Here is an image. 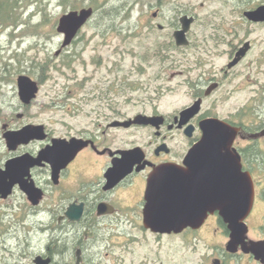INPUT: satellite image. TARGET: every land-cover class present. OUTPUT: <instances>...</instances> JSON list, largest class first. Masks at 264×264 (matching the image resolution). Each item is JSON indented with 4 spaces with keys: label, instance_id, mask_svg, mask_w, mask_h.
Masks as SVG:
<instances>
[{
    "label": "flooded vegetation",
    "instance_id": "flooded-vegetation-1",
    "mask_svg": "<svg viewBox=\"0 0 264 264\" xmlns=\"http://www.w3.org/2000/svg\"><path fill=\"white\" fill-rule=\"evenodd\" d=\"M213 1L231 5L226 6L230 9L228 17L222 14L224 19L219 23L213 21L216 11L209 13L215 15L212 19L205 15L201 18L193 0H172L169 14L160 6L147 22L149 30L169 32L166 40L144 52L142 60L158 59V76L164 77L172 70L168 80L173 85L162 89L171 93L183 89L188 97L171 112H160L159 103L153 101L144 103L143 111L130 116L110 104L106 106L109 114L92 118L83 126H54L52 121L32 119L34 100L25 104L18 86L14 91L18 105L0 96V168L11 160L16 170L11 193L7 197L0 194V203L9 207L14 222L15 264H264V120H247L241 107L230 115L219 110L225 102L226 94H220L226 80L241 73L238 67L254 48L248 36L240 37L241 31L249 33L264 27V21L249 19L246 12L263 6L264 0ZM208 3L213 2L201 0L199 9ZM184 18L192 20L185 33L189 44L179 45L176 33L184 28ZM198 25L202 30L196 29ZM246 42L250 43L246 55L229 67ZM210 43L216 49L229 46L226 66L216 68L212 59L219 53L212 52ZM172 50L179 55H170L168 51ZM245 103L250 109L264 106V87L259 90L255 86ZM192 107H198V111L183 117L182 112ZM140 113L163 118L156 120L158 124H119ZM211 118L239 129L232 150L239 154L242 171L250 175L255 188L252 207L240 220V239L235 242L230 224L220 211L180 230L157 231L145 223L149 179L163 164L184 168L190 150L202 138L201 123ZM28 125H43L44 129L38 137L9 148L4 133ZM74 144L79 149L70 153ZM129 152L134 153L125 159ZM206 171L199 169L192 174L188 185L209 183ZM25 223L30 226L26 235Z\"/></svg>",
    "mask_w": 264,
    "mask_h": 264
},
{
    "label": "rangeland",
    "instance_id": "rangeland-1",
    "mask_svg": "<svg viewBox=\"0 0 264 264\" xmlns=\"http://www.w3.org/2000/svg\"><path fill=\"white\" fill-rule=\"evenodd\" d=\"M128 1L125 4L126 0H19L14 18L20 24L6 29L0 26V63L1 57L10 60L13 73L8 80H0V96H4L13 106L18 105L14 93L16 79L20 74L30 75L40 80V91L30 108L32 119L52 121L55 122L54 126L67 123L74 127L83 126L102 114H109L106 106L110 104L130 116L143 111L144 103L148 102L159 103V110L164 114L184 104L188 97L183 89L176 93L162 89L166 85H173L168 80L172 70L161 77L157 73L158 59L152 57L150 62L142 60L146 50H153L157 42L167 39L168 30L162 33L149 30L147 22L152 18V12L160 6H164L165 10H162L169 14L174 6L172 0H163L158 4L156 0ZM200 1L193 0L201 18L215 11L218 12L216 19H213L216 23L224 19L222 14L228 17L230 9L226 6L231 5L212 0L213 3L206 4L200 10ZM99 4L106 6L98 10L96 6ZM89 6L95 9L92 20L69 47L56 55L63 41V35L57 32L59 18L71 10ZM101 11L114 13L113 18L103 19ZM247 33L242 30L240 37L248 36L254 48L241 68L238 67L241 73L226 80L225 90L220 94H226L225 102L219 110L223 115H230L241 107L247 120L257 119L259 122L264 120V106L250 109V104L245 101L255 86L259 90L264 87V27L253 28ZM208 46H211L212 52L219 53L212 59L216 68L226 66L229 46L220 45L217 49L212 43ZM168 53L179 55L174 50ZM41 66L46 71L42 80L39 77ZM24 69L35 73L30 74ZM255 81L257 83L253 84ZM131 86L137 88L133 90ZM11 217L9 207L0 203V264H15L12 250L16 238ZM29 228V225L25 227V235ZM20 229L18 233L21 234Z\"/></svg>",
    "mask_w": 264,
    "mask_h": 264
},
{
    "label": "water",
    "instance_id": "water-1",
    "mask_svg": "<svg viewBox=\"0 0 264 264\" xmlns=\"http://www.w3.org/2000/svg\"><path fill=\"white\" fill-rule=\"evenodd\" d=\"M92 6L79 10H71L63 14L58 21L57 32L64 35L60 49L56 55L72 44L79 30L94 16ZM246 16L255 21H264V5L256 10L247 11ZM184 28L176 33L179 45H188L186 32L192 20L183 19ZM250 43L246 42L236 53L229 67L235 66L248 52ZM20 99L30 104L38 95L40 85L37 80L27 74L17 77ZM198 111L192 107L182 112L183 117H190ZM162 115L137 114L133 119L120 122L124 126L132 124H158ZM203 135L201 140L190 150L184 168L176 164H163L148 182L146 193L145 223L157 231L180 230L187 225L200 224L209 213L220 211L232 229V239H240V220L252 207L255 195L254 183L250 175L242 171L240 156L232 150V143L239 129L221 119H207L201 123ZM43 125H28L19 131H7L4 137L7 146L12 148L17 142L38 137ZM261 134H264V130ZM77 143H80V140ZM72 146L79 149V145ZM58 144L56 143V148ZM134 152L126 154L130 158ZM194 168V169H192ZM207 172L209 183L203 186L190 187L189 177L197 171ZM16 173L11 160L4 169L0 168V194L7 197L12 190V176Z\"/></svg>",
    "mask_w": 264,
    "mask_h": 264
},
{
    "label": "trees",
    "instance_id": "trees-1",
    "mask_svg": "<svg viewBox=\"0 0 264 264\" xmlns=\"http://www.w3.org/2000/svg\"><path fill=\"white\" fill-rule=\"evenodd\" d=\"M20 5L19 0H0V26L4 29L10 27V26H18L20 23L16 22V18H14L15 9L18 8ZM106 5H97L96 9H99L100 7H105ZM101 15L103 16V19L110 20L113 18L114 13H109V11H101ZM11 61L8 59H5L4 57H1V63H0V80H8V78H11L13 73L11 72ZM34 68V67H33ZM41 69V70H40ZM39 69L40 72V79L42 80L44 78L45 68L41 66ZM28 70V69H24ZM28 72L31 74L32 72L28 70ZM35 73V72H33Z\"/></svg>",
    "mask_w": 264,
    "mask_h": 264
}]
</instances>
